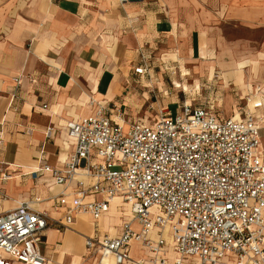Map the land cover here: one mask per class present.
Listing matches in <instances>:
<instances>
[{
  "label": "crops",
  "instance_id": "0c3cea01",
  "mask_svg": "<svg viewBox=\"0 0 264 264\" xmlns=\"http://www.w3.org/2000/svg\"><path fill=\"white\" fill-rule=\"evenodd\" d=\"M0 1H3L0 132L4 140L0 147V215L14 210L24 201L33 202L35 210L47 213L51 226L41 245L47 264H116L113 257L101 260L100 255L91 256L86 240L120 236L124 223L133 218L122 199L116 198L99 221L89 215H75L73 224L63 229L53 222L64 220L68 212V206L60 205L64 188L57 186L49 175L32 179L29 174L40 164L62 168L75 149L67 136L68 122L92 117L100 108H105L106 114L114 120L118 112L123 113L126 124L157 120L161 109L172 114L163 101L153 100L150 92L138 90L150 87L138 79L149 77V70V75L135 74L139 66H148L149 45L157 48L159 44H166L163 52L170 47L177 60L182 57L185 61L203 62L219 58L223 70L218 79L225 84L221 87L226 89L234 81L236 87L245 90L241 101L252 98L247 110H232L235 99L228 90L224 99L213 92L217 83L214 84L216 71L212 67L207 82L210 99L185 102L177 106V114L185 104L206 105L220 120H240L253 105L251 111L264 116V85H247L244 75L245 69L253 65L254 76L259 78L256 62H236L232 78L228 73L235 69L225 68L224 56L217 58L216 53L209 54L211 43H217L222 33L221 23L239 24L264 32V0ZM139 58L141 63L132 73L131 61ZM257 58L264 61V37ZM256 98L258 100H254ZM223 101L225 108L221 111ZM257 101L262 102L263 107L256 110ZM143 106L147 108L146 113L139 117ZM49 127L58 131L51 139L46 135ZM260 138L259 155L264 160V123ZM4 173L12 174V178L3 180ZM74 189L75 185L67 193L72 195ZM94 199H101V196L91 195L87 201ZM116 201L117 208L113 206ZM111 209H116V219ZM108 216L114 223H110ZM105 220L109 226L105 225ZM167 239L171 258H174L173 245L170 238ZM130 257L137 261L149 258V253L133 242Z\"/></svg>",
  "mask_w": 264,
  "mask_h": 264
},
{
  "label": "built area",
  "instance_id": "2783aa9c",
  "mask_svg": "<svg viewBox=\"0 0 264 264\" xmlns=\"http://www.w3.org/2000/svg\"><path fill=\"white\" fill-rule=\"evenodd\" d=\"M135 74L149 75L148 66H139ZM262 107L260 102L254 109ZM263 123L264 116L251 110L240 120H220L206 105L185 104L176 116L161 109L157 120L126 124L123 113L114 120L100 108L92 117L68 122L67 136L75 149L62 168L40 164L29 176L49 175L64 188L60 205L68 206V212L64 220L53 222L63 229L75 215L99 221L116 197L130 207L133 218L119 237L87 238L89 254L101 260L264 264ZM57 132L49 127L47 138ZM3 142L0 132V147ZM11 178L2 174L3 180ZM74 185L69 202L67 191ZM91 195L101 199L87 201ZM32 203L21 202L0 215V264L48 263L41 245L51 225L47 213ZM133 242L149 258L132 261Z\"/></svg>",
  "mask_w": 264,
  "mask_h": 264
},
{
  "label": "rangeland",
  "instance_id": "374dc122",
  "mask_svg": "<svg viewBox=\"0 0 264 264\" xmlns=\"http://www.w3.org/2000/svg\"><path fill=\"white\" fill-rule=\"evenodd\" d=\"M3 1H0V22L3 18ZM222 33L217 37V43H211L209 54L216 53V56L223 55L226 61V69H235L230 70L228 74L232 78L235 77L236 73V62L242 60H252L256 62L258 77L254 76V71L252 69L253 65H250L245 69V78L246 83L252 85L262 84L264 85L262 79L264 78V61L259 60L258 52L262 51V40L264 37L263 31H254L246 26L239 24H227L221 23ZM220 40L222 42H220ZM150 46V45H149ZM147 50V61H148V70L150 71V76L145 77L144 79L138 78L140 81H144V84H149V89H138L140 92L147 91L150 92L153 100L156 98L160 101H163L165 106H168L172 111L174 116L177 115V106L185 102H193L195 99L199 100H209L211 95L207 90V82L211 73V68L214 67L216 71V78L214 79L215 89L213 88L214 94L224 99L225 93L228 92L233 95L235 99V105L232 110L245 109L247 110V100L241 101L240 98L244 96V91L234 85V81L230 84L231 86L223 89L221 86H225L223 80L218 79L221 76L223 68L219 64V58L216 61L210 60H200L190 61V60H181L175 59L172 54L174 51L170 50L169 47L167 52H163V48L166 49V44H159L156 47H149ZM208 62V63H207ZM139 60L133 59L131 61V72L133 73L134 68L140 65ZM185 63H187L186 66ZM215 63V64H214ZM183 66L185 68H183ZM187 69V70H186ZM137 79V77H135ZM262 81V82H261ZM179 83V84H178ZM252 83V84H251ZM253 84V85H254ZM141 85V84H140ZM180 85L178 88L177 86ZM187 86V88H186ZM156 96V97H155ZM239 103V105H237ZM225 104L223 101V106L220 107V110L223 111ZM250 109L253 111V105L250 106ZM146 106H143L139 111V117H143L146 113ZM227 112V111H226ZM124 211V209H123ZM125 215H122L121 218H124ZM134 254H138L137 250L134 251Z\"/></svg>",
  "mask_w": 264,
  "mask_h": 264
},
{
  "label": "bare ground",
  "instance_id": "6f19581e",
  "mask_svg": "<svg viewBox=\"0 0 264 264\" xmlns=\"http://www.w3.org/2000/svg\"><path fill=\"white\" fill-rule=\"evenodd\" d=\"M207 63H208V62H207ZM178 84H179V83H178ZM247 85H248V84H247ZM177 87L179 88L180 85H178ZM186 88H187V86H186ZM245 88H246V86H245ZM257 88H258V87H257ZM247 89H248V88H247ZM256 90H257V89H256ZM244 92H245V90H244ZM248 94H250V93H248ZM256 94H257V93H256ZM254 95H255V94H254ZM259 95H260V94H259ZM248 96H249V95H248ZM251 99H252V98H251ZM251 99L249 98L250 102H251ZM259 99H260V98H259ZM254 100H258V98L254 99ZM252 102H253V101H252ZM257 102H258V101H257ZM258 103H260V102H258ZM122 121H123V120H122ZM122 121H121V122H122ZM116 198H118V197H116ZM116 198H114L113 201H114V200H117ZM119 199H120V198H119ZM113 201H112V202H113ZM114 203H115V202H114ZM114 203H113V206H114L115 208H117V207H118L117 204L120 203V202H119V200H118V203H117V201H116L115 205H114ZM116 205H117V207H116ZM119 206H120V205H119ZM128 207H129V206H128ZM112 208H113V207H112ZM129 208H130V207H129ZM115 210H116V209H115ZM115 210H114V211H115ZM112 211H113V209H111L110 213H114V214H113V216H114L115 213H117V211H115V212H114V211L112 212ZM130 211H131V209H130ZM130 211H128V213H129ZM128 213H127V214H128ZM119 215H120V214H118V216H119ZM120 216H121V215H120ZM120 216H119V217H120ZM108 217H110V216H108ZM111 217H112V215H111ZM111 217H110V218H111ZM110 218H107V219H110ZM113 218L116 219L115 216H114ZM120 220H121V219H120ZM120 220H119V221L117 220V222H120ZM121 221H122V220H121ZM104 222H106V220H105ZM115 222H116V220H115ZM110 223H114V220H113L112 218L110 219ZM116 224H117V223H116ZM105 225H106V226H109V225H107V222H106Z\"/></svg>",
  "mask_w": 264,
  "mask_h": 264
},
{
  "label": "water",
  "instance_id": "95a60500",
  "mask_svg": "<svg viewBox=\"0 0 264 264\" xmlns=\"http://www.w3.org/2000/svg\"><path fill=\"white\" fill-rule=\"evenodd\" d=\"M130 2H136V1H141V0H128Z\"/></svg>",
  "mask_w": 264,
  "mask_h": 264
}]
</instances>
